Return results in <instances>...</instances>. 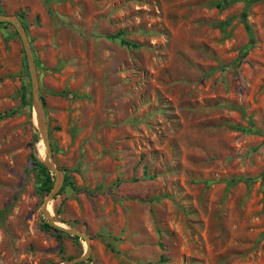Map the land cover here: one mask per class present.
Segmentation results:
<instances>
[{"label": "rangeland", "instance_id": "1", "mask_svg": "<svg viewBox=\"0 0 264 264\" xmlns=\"http://www.w3.org/2000/svg\"><path fill=\"white\" fill-rule=\"evenodd\" d=\"M217 1L0 0L71 181L48 210L90 236L78 264H264V0ZM25 64L0 23V264H61L86 242L41 225Z\"/></svg>", "mask_w": 264, "mask_h": 264}, {"label": "water", "instance_id": "2", "mask_svg": "<svg viewBox=\"0 0 264 264\" xmlns=\"http://www.w3.org/2000/svg\"><path fill=\"white\" fill-rule=\"evenodd\" d=\"M0 22H8L12 24L16 28L20 36V39L22 41V46H23L24 53H25V58H26L27 66H28L30 83H31L32 109H33V113L35 117L36 126L40 134V139L45 148L44 164L54 174L53 185L43 200L41 211L45 215V217L48 219L49 224L52 225L54 228H57V230H60V231H65L69 233L70 235L83 238V240L86 242V249L82 255L68 259L64 261L63 263H61V264H77L79 262L86 260L90 255V251H91L90 236L86 232L81 231L78 228L70 226V225L68 228L59 226L57 224V222L59 221L56 219L55 216L51 215V213L48 210L49 203L58 194V191L62 186L64 175H63L62 170L58 168L53 162L52 155H51L52 153H51V144H50L49 135H48V126H47V121H46V117L44 113L43 104L39 96L38 78L36 75L35 61H34V57L32 53V46L30 44L25 27L23 26L22 22L16 15L0 13Z\"/></svg>", "mask_w": 264, "mask_h": 264}, {"label": "trees", "instance_id": "3", "mask_svg": "<svg viewBox=\"0 0 264 264\" xmlns=\"http://www.w3.org/2000/svg\"><path fill=\"white\" fill-rule=\"evenodd\" d=\"M237 0H219L215 3V5L219 8L225 6V5H228V4H231L233 2H235ZM244 1V7H243V11L244 13H246L247 9L252 5V3L258 1V0H243ZM18 18L21 20V15H18ZM242 20H244V17L241 18ZM22 22V20H21ZM0 23H3V24H10L8 22H0ZM23 23V22H22ZM24 27L26 26L24 23H23ZM26 28V27H25ZM111 38H119V41L120 43L122 44H125V45H131V46H136V44L134 43H131L129 42L128 40L120 37V35L118 33H115L113 35L110 36ZM26 66V64H25ZM27 67V66H26ZM2 117V116H0ZM36 141H38V138H36ZM35 141V142H36ZM40 144V142H39ZM31 159H32V163L34 164V167L37 171V174L40 176V184L37 188V190L39 192H45L47 193L52 185H53V181H54V176L51 174V172L47 169V167L32 153L31 154ZM64 171V183L61 187V189L64 188V186L66 184H71V181L69 180L68 178V174H65V169H63ZM74 189H76L75 186H72ZM42 227L43 229L49 231V230H54V231H57V228H54L53 226H51L49 223L45 222V220L42 221ZM63 232H59L58 234H56L57 237H61V234ZM74 238H78L77 236H75ZM78 264V263H77Z\"/></svg>", "mask_w": 264, "mask_h": 264}, {"label": "bare ground", "instance_id": "4", "mask_svg": "<svg viewBox=\"0 0 264 264\" xmlns=\"http://www.w3.org/2000/svg\"><path fill=\"white\" fill-rule=\"evenodd\" d=\"M42 145H43V143H42Z\"/></svg>", "mask_w": 264, "mask_h": 264}]
</instances>
